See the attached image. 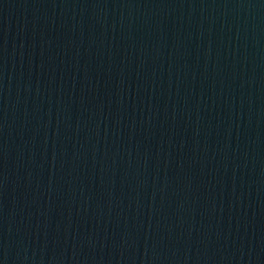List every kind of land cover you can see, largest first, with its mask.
<instances>
[{"label": "water", "instance_id": "obj_1", "mask_svg": "<svg viewBox=\"0 0 264 264\" xmlns=\"http://www.w3.org/2000/svg\"><path fill=\"white\" fill-rule=\"evenodd\" d=\"M0 264H264V0H0Z\"/></svg>", "mask_w": 264, "mask_h": 264}]
</instances>
